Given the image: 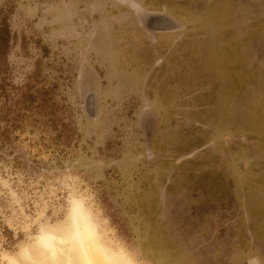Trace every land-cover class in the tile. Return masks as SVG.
Returning a JSON list of instances; mask_svg holds the SVG:
<instances>
[{
	"label": "rangeland",
	"instance_id": "rangeland-1",
	"mask_svg": "<svg viewBox=\"0 0 264 264\" xmlns=\"http://www.w3.org/2000/svg\"><path fill=\"white\" fill-rule=\"evenodd\" d=\"M136 3L181 30L151 42L123 0H0L9 78L48 101L0 121V264H80L36 243L72 198L135 264H264V0Z\"/></svg>",
	"mask_w": 264,
	"mask_h": 264
},
{
	"label": "bare ground",
	"instance_id": "bare-ground-1",
	"mask_svg": "<svg viewBox=\"0 0 264 264\" xmlns=\"http://www.w3.org/2000/svg\"><path fill=\"white\" fill-rule=\"evenodd\" d=\"M140 20L144 28H153V30L158 31L163 29V25L166 23L164 19L156 16L140 17ZM87 115L91 118L95 116L91 111V106L87 109ZM36 243L51 258L57 256L61 247L68 245L74 248L76 254L80 256V264H135L125 252L116 251L107 244L100 225L96 218L92 216L84 200L76 198H72L69 220L62 231L45 226L41 228L39 235H37ZM21 252L24 258L31 260V253L27 248H23ZM72 258L71 255H68L64 264H77L73 263ZM7 260L10 264H20L11 256H7ZM56 264L63 263L58 262Z\"/></svg>",
	"mask_w": 264,
	"mask_h": 264
},
{
	"label": "trees",
	"instance_id": "trees-1",
	"mask_svg": "<svg viewBox=\"0 0 264 264\" xmlns=\"http://www.w3.org/2000/svg\"><path fill=\"white\" fill-rule=\"evenodd\" d=\"M9 44V28L6 24L0 25V99L3 103L0 121L10 123L16 129L27 117L26 112L44 111L48 101L47 96L42 93L40 97V94L34 93L29 85L17 87L11 82L7 62ZM0 136L3 137V134Z\"/></svg>",
	"mask_w": 264,
	"mask_h": 264
},
{
	"label": "flooded vegetation",
	"instance_id": "flooded-vegetation-1",
	"mask_svg": "<svg viewBox=\"0 0 264 264\" xmlns=\"http://www.w3.org/2000/svg\"><path fill=\"white\" fill-rule=\"evenodd\" d=\"M149 13H154V12H149ZM159 14H164V15H167V13H165V12H161V13H159ZM176 24H177V22H176V20H174V18H172L171 16H169ZM147 31H149L150 29H153V28H149V29H147V28H145ZM176 31L177 30H181V26H179L178 27V24H177V28L175 29ZM171 32H173V31H163V32H153V33H151V34H149V35H147L148 37H149V39L151 40V42H154V40L159 36H165V35H168V34H171ZM133 54L136 56V57H138V58H140V59H146L148 56H149V54H150V52L148 53V50H142L141 52H139L138 51V49H136L135 51L133 50ZM153 55V54H152ZM247 264H252V261H247Z\"/></svg>",
	"mask_w": 264,
	"mask_h": 264
},
{
	"label": "water",
	"instance_id": "water-1",
	"mask_svg": "<svg viewBox=\"0 0 264 264\" xmlns=\"http://www.w3.org/2000/svg\"><path fill=\"white\" fill-rule=\"evenodd\" d=\"M143 13H145V12H143ZM159 17V18H161V19H164V21L166 22L164 25H163V29H160L159 30V32H163V31H170V30H172V29H176L177 28V24L168 16V15H164V14H159V13H145V14H143L142 16H140V17H144V18H149V17ZM145 25V24H144ZM151 30H153V29H150L149 31H151ZM153 31H155V32H158V30H153ZM90 99V97H89V99H88V104L89 105H92L93 104V101ZM86 104L84 103V106H85ZM92 110H93V108H91Z\"/></svg>",
	"mask_w": 264,
	"mask_h": 264
},
{
	"label": "clouds",
	"instance_id": "clouds-1",
	"mask_svg": "<svg viewBox=\"0 0 264 264\" xmlns=\"http://www.w3.org/2000/svg\"><path fill=\"white\" fill-rule=\"evenodd\" d=\"M123 2L132 6L134 12H136L137 15H143V8L138 3H136V0H123Z\"/></svg>",
	"mask_w": 264,
	"mask_h": 264
}]
</instances>
